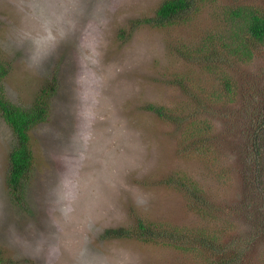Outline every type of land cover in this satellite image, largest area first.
Wrapping results in <instances>:
<instances>
[{"label":"rangeland","instance_id":"1","mask_svg":"<svg viewBox=\"0 0 264 264\" xmlns=\"http://www.w3.org/2000/svg\"><path fill=\"white\" fill-rule=\"evenodd\" d=\"M163 1L0 0L6 96L29 107L44 88H52L50 118L32 130L36 164L18 196L8 183L16 139L0 113V251L8 264L212 261L203 249L102 238L105 229L129 226L137 217L194 232L216 230L227 251L235 249L233 239L241 246L235 249L242 251L234 257L236 264H264V211L255 222L248 219L244 187L235 181L244 144L235 154L227 145L236 119H213L218 133L210 145L233 170L229 184L214 175L218 165L180 151L182 132L148 109L181 100L180 88L169 83L173 74L192 75L200 84L210 78L190 50L211 29L217 28V36L226 34L224 7L264 10V0H208L186 20L131 30L134 19L154 16ZM254 45L241 70L249 84L244 93L259 98L258 108H251L258 115L264 108V44ZM244 100L248 104L251 98ZM247 117L255 122L257 116L248 112ZM177 170L188 171L206 193L211 190L217 207L208 214L195 211L181 191L162 183ZM257 206L261 209V203ZM223 252L216 254L219 260Z\"/></svg>","mask_w":264,"mask_h":264},{"label":"trees","instance_id":"2","mask_svg":"<svg viewBox=\"0 0 264 264\" xmlns=\"http://www.w3.org/2000/svg\"><path fill=\"white\" fill-rule=\"evenodd\" d=\"M207 2L209 1L164 0L154 16L134 19L131 30L143 25L160 28L178 23L186 20L192 12L199 13ZM222 13L224 18L221 26L227 30L226 34L217 36L218 32L214 33L217 28L211 29L204 37V41L190 50V53H194L193 61L210 73L207 82L200 84L192 75L173 74L169 78V83L180 88L181 100L171 103L170 106L151 104L148 109L166 122L176 125L182 132L180 151H185L187 155L204 156L211 166L218 165L219 168L214 169V175L221 179L225 177L226 183L229 184L234 181L233 170L221 163L223 161H220L221 155L210 145L214 143L215 135L218 133L214 129L213 119L222 116L225 121L229 115L236 119L232 122L236 128L230 130L227 145L235 154L244 144L242 164L239 166L240 174L235 181L245 190L244 212L249 215L248 219L255 222L253 218L264 211V200L261 201L264 199V172H261L264 169V108L261 113L259 112L260 115L251 109L257 107L259 98L254 95L247 97L244 93L249 84L248 82L245 84L246 79L241 66L253 56L254 44H264V10L256 6L249 8L247 5H237L224 7ZM187 56L188 54H185L184 57ZM8 71L7 66L0 61V113L16 139L9 153L8 183L14 195L18 196L24 186L23 182L32 173L36 164L32 130L50 118L52 88H44L31 106H21L11 101L2 88V81L8 75ZM249 98L251 101L245 104L244 99ZM248 112L257 116L255 122L248 119ZM162 183L181 191L187 198L189 207L195 211L208 214L219 202L217 196H213L211 190L206 193L203 185L188 171L177 170L166 176ZM259 203L261 209L257 206ZM227 207L228 205L225 207L220 205L222 210H227ZM194 231L195 228L184 225L166 226L137 217L129 226L119 225L105 229L102 238L139 239L143 242L162 243L195 252L203 249L212 255V261L208 260L207 264H236L237 259L234 257L242 251H235L241 247L240 245L237 247L235 239L232 240V247L235 249L227 251V245L220 240V233L216 230L208 232L202 228ZM192 240L195 241L194 245L185 246ZM222 250L224 252L219 260V255L216 254H220ZM226 251L232 255L226 256ZM0 264H8L2 251Z\"/></svg>","mask_w":264,"mask_h":264}]
</instances>
